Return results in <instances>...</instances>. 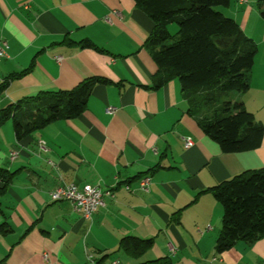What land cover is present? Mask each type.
<instances>
[{"label": "crops", "instance_id": "crops-1", "mask_svg": "<svg viewBox=\"0 0 264 264\" xmlns=\"http://www.w3.org/2000/svg\"><path fill=\"white\" fill-rule=\"evenodd\" d=\"M217 9L257 46L248 89L231 99L264 126V20L256 0H229ZM153 26L134 0H0V40L7 44L0 109L86 78L106 79L93 85L75 118L21 139L10 119L0 124V167L14 173L0 196V264H135L160 257L174 264H264V237L215 250L222 207L207 190L264 166V133L253 150L223 152L187 112L177 79L154 88L157 65L144 46ZM184 137L191 146L184 147ZM38 139L47 151L38 149ZM143 177H149L146 191L139 187ZM66 183L112 195L86 218L69 201L52 200L50 192ZM125 236L151 238L152 245L135 256L119 248Z\"/></svg>", "mask_w": 264, "mask_h": 264}, {"label": "trees", "instance_id": "trees-1", "mask_svg": "<svg viewBox=\"0 0 264 264\" xmlns=\"http://www.w3.org/2000/svg\"><path fill=\"white\" fill-rule=\"evenodd\" d=\"M152 21L144 46L157 65L154 88L175 78L187 103V112L200 129L223 152L257 148L264 126L254 119L234 93L246 92L257 52L255 42L238 23L219 11L229 0H134ZM264 20V0H256ZM175 23L170 34L167 25ZM6 80L0 82V94ZM95 83L90 77L68 90L42 91L0 109V124L12 121L15 137L21 139L35 129L58 119H72L85 109ZM0 167V196L13 178ZM222 207L221 226L215 250L223 252L235 242L252 243L264 237V166L244 170L207 189ZM152 245L151 238L125 236L119 248L140 256ZM135 264H174L167 257Z\"/></svg>", "mask_w": 264, "mask_h": 264}, {"label": "built area", "instance_id": "built-area-1", "mask_svg": "<svg viewBox=\"0 0 264 264\" xmlns=\"http://www.w3.org/2000/svg\"><path fill=\"white\" fill-rule=\"evenodd\" d=\"M243 1V0H241ZM7 44L4 40H0V59L7 56ZM60 56H56V60H59ZM106 112H113L112 107H107ZM184 147L192 145L190 137H184ZM37 147L40 151H47V146L42 139H38ZM15 151L10 152V158L13 159L16 156ZM149 183V177H143L139 180V187L141 190L146 191ZM112 195L108 189L102 190L98 186L90 184H84L83 186H77L74 183H66L56 186L51 192L50 196L52 200H67L71 203L72 207L79 211L84 217L89 218L100 206L104 204L103 196Z\"/></svg>", "mask_w": 264, "mask_h": 264}, {"label": "rangeland", "instance_id": "rangeland-1", "mask_svg": "<svg viewBox=\"0 0 264 264\" xmlns=\"http://www.w3.org/2000/svg\"><path fill=\"white\" fill-rule=\"evenodd\" d=\"M170 25H172V30H169L168 29ZM167 26H168L167 29H168V31H169L170 34H175L176 33V31H177V25L175 23H170Z\"/></svg>", "mask_w": 264, "mask_h": 264}]
</instances>
